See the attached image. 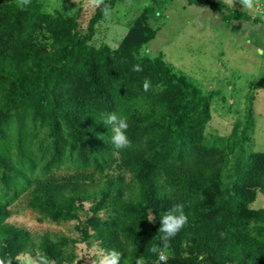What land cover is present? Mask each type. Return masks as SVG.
<instances>
[{
    "label": "trees",
    "instance_id": "trees-1",
    "mask_svg": "<svg viewBox=\"0 0 264 264\" xmlns=\"http://www.w3.org/2000/svg\"><path fill=\"white\" fill-rule=\"evenodd\" d=\"M123 1L105 3L113 11ZM186 1L221 13L222 28L254 20L219 0ZM101 8L83 28L44 13L39 0L0 3V258L79 264L80 241L121 252V264H164L150 251L160 244L159 218L183 204L188 223L171 239L166 264H264V209L253 208L264 194V152L236 160L229 187L221 181L240 130L246 141L251 105L245 128L238 122L230 137L209 140L215 93L175 74L162 55H142L157 34L148 25L156 8L144 10L115 51L91 44ZM105 112L127 118L130 147H112ZM23 197L41 219L77 221L80 238L36 236L10 223Z\"/></svg>",
    "mask_w": 264,
    "mask_h": 264
},
{
    "label": "rangeland",
    "instance_id": "rangeland-1",
    "mask_svg": "<svg viewBox=\"0 0 264 264\" xmlns=\"http://www.w3.org/2000/svg\"><path fill=\"white\" fill-rule=\"evenodd\" d=\"M0 1H13L21 8L27 7L21 6L19 0ZM219 1L227 4L225 0ZM39 2L44 13L73 17L83 28L96 10L83 7L84 0ZM150 6L156 8L157 14L148 20V25L157 30V34L145 45L149 53L144 54V47L142 55L151 59L162 55L163 61L175 74L184 75L204 94L215 93L211 101L212 118L206 128L209 140L230 137L238 122L241 128H245L247 107L251 105L253 116L247 125L246 141H240V130L239 136L233 140L235 144L241 142L237 147L235 145V159L221 179L227 188L233 182L236 160L241 162L251 153L264 152V56L256 51L264 48V0H254L252 9L243 8L239 0H235V6L230 7L248 13L254 20L233 21L228 28H222L221 13L210 7L190 5L186 0H124L116 5L110 16L98 23L91 44L95 48L106 46L112 51L117 50L130 27ZM48 8L50 12L46 11ZM253 208L264 209V194L258 193ZM9 222L36 236L62 233L76 240L80 238L77 221L56 224L41 219L38 213L26 206L24 197L12 207ZM74 250L78 260L83 255L101 253L98 245L87 248L80 241L74 245ZM79 264H91V258L85 257Z\"/></svg>",
    "mask_w": 264,
    "mask_h": 264
},
{
    "label": "clouds",
    "instance_id": "clouds-1",
    "mask_svg": "<svg viewBox=\"0 0 264 264\" xmlns=\"http://www.w3.org/2000/svg\"><path fill=\"white\" fill-rule=\"evenodd\" d=\"M75 2H79V0H75ZM225 2L229 6H235V0H225ZM31 0H19V4L21 6L30 5ZM239 4L242 5L245 9H252L254 7V0H239ZM103 5V8L101 6ZM145 6H148L147 4ZM83 7L85 8H101V11L105 17L110 16V6L105 3V0H84ZM46 11H51L50 8L46 9ZM150 50L146 47L144 48V54L147 55ZM257 53L261 56H264V48H258ZM154 58V57H153ZM132 70L135 72L142 71V67L139 64H135L132 66ZM150 88V81L145 79L143 82L144 91H148ZM100 122L110 129V143L112 147L116 150L124 149L131 146V142L126 134L128 129L127 118L121 115H118L116 112H105L101 114ZM147 220L149 223L155 220V217L149 213ZM160 227L158 232L161 234L159 236L160 244L153 245L150 248V251L153 254L158 256V260L164 262L169 258L170 252L169 249L171 247L170 241L174 238L178 232L188 223V217L184 211L183 204H174L168 210H166L163 214L160 215L159 218ZM122 253L113 249L108 252H102L99 255H83L81 259L85 257L91 258V264H121ZM0 264H13L11 259H3L0 258ZM22 264H55L54 261H50V259L46 255H40L37 258H32L31 256L25 255L23 257ZM135 264H145V261L142 257H138L135 260Z\"/></svg>",
    "mask_w": 264,
    "mask_h": 264
}]
</instances>
